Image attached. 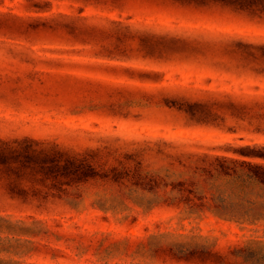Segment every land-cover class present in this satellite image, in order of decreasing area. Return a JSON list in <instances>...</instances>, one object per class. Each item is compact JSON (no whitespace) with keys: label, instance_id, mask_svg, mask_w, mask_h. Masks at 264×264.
<instances>
[{"label":"rangeland","instance_id":"374dc122","mask_svg":"<svg viewBox=\"0 0 264 264\" xmlns=\"http://www.w3.org/2000/svg\"><path fill=\"white\" fill-rule=\"evenodd\" d=\"M25 4H0V182L49 209L0 210V264H183L163 261L169 247L226 253L227 240L264 242V184L234 175L263 169L264 159L236 150L264 145V97L246 98L260 116L234 133L166 122L170 100L211 103L176 84L264 94V83L255 90L208 68L135 59L136 38L125 40L132 58L108 54L115 12L37 21ZM151 69L160 81L141 77ZM225 124L246 122L226 114ZM189 177L214 198H165ZM149 179L167 185L149 190Z\"/></svg>","mask_w":264,"mask_h":264},{"label":"trees","instance_id":"16d2710c","mask_svg":"<svg viewBox=\"0 0 264 264\" xmlns=\"http://www.w3.org/2000/svg\"><path fill=\"white\" fill-rule=\"evenodd\" d=\"M25 9L36 12L26 15L40 21L54 18L64 20H98L96 15H85L81 12L86 7H94L100 11L115 12L117 18L109 20L110 27L116 35L113 43L101 45V50L108 54L118 53L126 59L132 58L126 48L125 40L136 38V58L153 64H191L200 68H208L217 76H226V82L235 79L255 82L254 89L264 83V0H24ZM5 0H0V4ZM66 4L76 9V13L63 10H52L54 4ZM48 11L49 13L44 14ZM7 14L18 17L15 12ZM187 22V23H182ZM197 23V25H191ZM207 23L218 26H232L227 29L204 26ZM45 23L41 22L43 26ZM70 27V23L65 25ZM128 65L127 68H131ZM143 78L154 82L160 81V70L151 69ZM178 88L194 94H201L200 99L211 96L208 101L170 100V107L175 113L166 119L173 125L182 128L206 131L234 133L246 129L251 121L260 116L255 112L258 102L247 100V97H264L255 91H237L226 88L201 89L186 88L176 84ZM165 86V85H163ZM162 86V87H163ZM186 91L184 94H186ZM226 114L246 124L228 126L225 124ZM199 141V140H197ZM246 149V150H243ZM238 153L264 159V145H245ZM263 169H251L247 173L234 174L237 179L247 177L264 184ZM162 180L146 182L149 190L166 186ZM172 192L165 198H214V194H203L192 186L196 185L193 177L171 183ZM14 182H0V210H29L34 213L48 211L43 202L33 204L22 189H15ZM176 190V192H175ZM216 198H225L219 196ZM233 246L226 253L206 248H189L183 244L169 247L170 259L164 262L183 264H264V242L227 240ZM231 256L228 258V256Z\"/></svg>","mask_w":264,"mask_h":264}]
</instances>
